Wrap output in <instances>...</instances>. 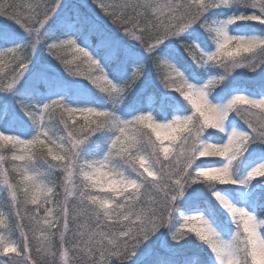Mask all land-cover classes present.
I'll return each instance as SVG.
<instances>
[{"label": "snow or ice", "instance_id": "obj_1", "mask_svg": "<svg viewBox=\"0 0 264 264\" xmlns=\"http://www.w3.org/2000/svg\"><path fill=\"white\" fill-rule=\"evenodd\" d=\"M0 264H264V0H0Z\"/></svg>", "mask_w": 264, "mask_h": 264}, {"label": "trees", "instance_id": "obj_2", "mask_svg": "<svg viewBox=\"0 0 264 264\" xmlns=\"http://www.w3.org/2000/svg\"><path fill=\"white\" fill-rule=\"evenodd\" d=\"M194 253H197V255H196V259H199V258H202V254L200 253V250H198V249H193L192 250Z\"/></svg>", "mask_w": 264, "mask_h": 264}, {"label": "rangeland", "instance_id": "obj_3", "mask_svg": "<svg viewBox=\"0 0 264 264\" xmlns=\"http://www.w3.org/2000/svg\"><path fill=\"white\" fill-rule=\"evenodd\" d=\"M16 3H27L30 2V0H15Z\"/></svg>", "mask_w": 264, "mask_h": 264}]
</instances>
